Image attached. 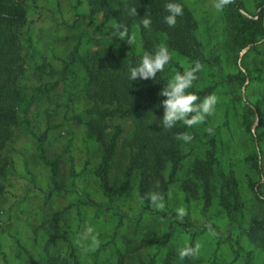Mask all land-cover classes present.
Returning a JSON list of instances; mask_svg holds the SVG:
<instances>
[{
  "label": "rangeland",
  "instance_id": "rangeland-1",
  "mask_svg": "<svg viewBox=\"0 0 264 264\" xmlns=\"http://www.w3.org/2000/svg\"><path fill=\"white\" fill-rule=\"evenodd\" d=\"M87 1L27 0V32L41 56L27 61L30 69L35 63L43 71L35 75L31 69L24 83L29 94H35L45 83L60 82L33 104L30 132L16 133L7 153L0 202V264H264L263 240L247 234L252 224H264V34L257 36L255 47L239 51L229 4L217 10L214 0H179L193 20L192 37L199 46L192 47L207 61L201 63L187 91H204V97L214 94V112L192 127L182 122L174 126H185V133L193 138L172 142L180 156L177 171L172 173L167 165L162 171L166 189L156 187L146 193V198L151 192L162 193L163 210L142 200L139 165L132 169L127 191L118 194L131 159H140L148 144L134 145L132 121L118 116L103 119L105 140L116 132L119 136L108 174L111 203L96 176L103 148L87 125L99 121L95 111L114 110L117 101L103 99L100 85L88 82L82 66L72 65L65 81L61 71L76 46L83 58L99 50H110L116 57L128 50L143 56L145 51L136 26L128 31L135 35V46L107 39L95 43L100 31L119 35L114 21L102 30L101 14L91 17ZM237 1L243 16L264 23V0ZM163 41L160 37L158 47ZM168 53L182 71L196 64ZM177 72L169 67L166 84ZM209 128L211 133L206 131ZM39 138L47 159H57V191L49 192V167L37 157ZM196 170L210 174L208 205L203 197L206 184ZM232 182L239 203L232 195ZM222 195L231 206V218ZM85 198L95 206L86 204ZM179 207L186 210L182 222L176 217ZM197 242L199 255L181 260L177 249Z\"/></svg>",
  "mask_w": 264,
  "mask_h": 264
},
{
  "label": "trees",
  "instance_id": "trees-1",
  "mask_svg": "<svg viewBox=\"0 0 264 264\" xmlns=\"http://www.w3.org/2000/svg\"><path fill=\"white\" fill-rule=\"evenodd\" d=\"M89 14L91 17L101 14V26L114 21L115 24L125 25L129 31L132 26L140 29L141 40L145 52L154 53L159 46V38L163 37V46L168 51L176 52L191 61H196L193 66L207 62L200 50H195L192 46L198 47L196 39L192 37V17L190 12L183 7L179 0H88ZM177 3L183 7V15L176 17L174 27H169L164 22V17L168 15L165 10L167 3ZM80 4V2H78ZM136 7L138 16H129L125 6ZM229 18L235 28V43L238 50L247 46L255 47L257 36L264 34V23L261 18L257 21L248 19L240 11L242 5L237 0H232L229 4ZM264 13V9L262 10ZM142 17L151 18V30L143 28L140 24ZM261 17V16H260ZM89 23L90 17L83 18ZM29 18L27 14V0H0V202L4 194V178L8 171L7 153L9 147L13 144L16 133L30 132V110L33 104L41 96H46L52 92L59 84L56 82L45 83L43 88H38L35 94H29L28 88L24 83L26 74L31 71L35 75H40L43 71L41 66L33 64L30 69L27 58L35 56L41 58L35 52L28 35ZM106 29V28H105ZM114 32V31H113ZM112 32V33H113ZM111 32L100 31L97 37L93 38L95 43L105 39L112 42L124 43ZM110 38V39H109ZM143 56L135 55L128 51L122 52L117 57L111 54L110 50H99L83 58L79 53L78 46L74 47L70 58L64 63L61 71V79L65 81L66 75L70 73L72 65H79L85 69L88 82L99 84L103 99L112 103L113 99L117 101L114 110L103 109L94 112L99 121H90L88 131L95 136L103 148L101 162L96 170V176L99 178L103 192L109 202L113 203V196L108 184V174L111 168L113 156L116 150L118 133L106 141L104 126L101 121L110 116L126 118L133 122L134 136L133 143L137 145L144 141L148 146L139 157L131 159V165L127 169L123 184L118 190V194L127 191L130 176L133 167L142 168V180L140 195L142 200L147 203L146 193L152 188H156L155 182L159 181V187L163 192L166 189V183L162 176V171L167 165H170L172 173L176 172L180 164V156L177 150L171 147L172 142L176 140V135L185 133L186 127H173L164 129L161 124L163 116V107L160 102L165 97L159 96V92L166 85V76L169 67L174 66L179 72L182 69L171 62L164 65L163 71L158 72L155 79H129L130 67L137 66ZM32 61V60H31ZM30 61V62H31ZM213 64V62H211ZM49 72L54 73L51 69ZM36 90H33V92ZM32 92V93H33ZM193 94L204 97L205 92H195ZM36 153L38 159L49 167L50 182L52 188L49 192L60 189L58 182L57 159L50 161L47 159L43 141L36 140ZM258 147L255 146V159L258 158ZM6 154V156H4ZM198 172V173H197ZM196 176L204 180V199L205 204L210 202L209 178L210 174L196 170ZM200 176V177H199ZM171 177L169 178V180ZM232 195L239 203V195L235 184L232 182ZM86 204L95 206L87 198ZM222 205L226 210L227 216L231 218V206L225 195H222ZM108 209V207H106ZM187 231V230H186ZM249 236L256 240L264 242V224H252L247 231ZM56 264V262H53ZM32 264H35L32 262ZM249 264V263H247Z\"/></svg>",
  "mask_w": 264,
  "mask_h": 264
},
{
  "label": "clouds",
  "instance_id": "clouds-1",
  "mask_svg": "<svg viewBox=\"0 0 264 264\" xmlns=\"http://www.w3.org/2000/svg\"><path fill=\"white\" fill-rule=\"evenodd\" d=\"M232 3V0H214V7L217 10H222L224 6ZM129 16H138L136 7L125 6ZM165 10L168 13L164 17V22L169 27H174L176 24V17L183 15V7L177 3H167ZM140 24L143 28L151 30V18L142 17ZM116 31L119 39L126 41L129 46L136 43L135 35H129L128 29L125 25L116 24ZM170 60V54L166 47H158L154 53L145 52L141 58L140 63L135 67L129 69V79L131 81L137 79H155L158 72L163 71L164 65ZM199 70V65L196 67H189L182 73L177 72L174 77L164 86L159 92V96L165 97L160 104L163 107V116L161 124L164 129L173 128L177 122H182L187 127L203 123L205 118L214 112L217 103V97L214 94L205 96L202 100L196 94L188 92L187 90L192 86L193 81L197 78L195 73ZM209 133L212 129H206ZM177 140L190 142L192 136L188 133H179L175 137ZM155 186L159 187V181L155 182ZM147 201L150 207L158 210L164 209V196L160 192H151L147 196ZM186 215V210L183 207L176 209V217L178 220H183ZM91 232V229H88ZM200 244L197 242L194 246L186 244L178 248V256L181 260L186 257H196L199 255Z\"/></svg>",
  "mask_w": 264,
  "mask_h": 264
}]
</instances>
